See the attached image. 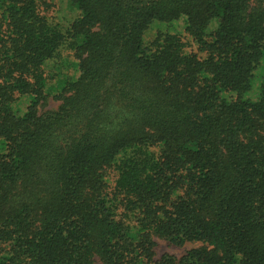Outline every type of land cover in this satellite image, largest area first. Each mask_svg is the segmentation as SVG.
<instances>
[{
    "label": "trees",
    "instance_id": "1",
    "mask_svg": "<svg viewBox=\"0 0 264 264\" xmlns=\"http://www.w3.org/2000/svg\"><path fill=\"white\" fill-rule=\"evenodd\" d=\"M66 4L0 0V264H264V0Z\"/></svg>",
    "mask_w": 264,
    "mask_h": 264
},
{
    "label": "rangeland",
    "instance_id": "2",
    "mask_svg": "<svg viewBox=\"0 0 264 264\" xmlns=\"http://www.w3.org/2000/svg\"><path fill=\"white\" fill-rule=\"evenodd\" d=\"M55 2H56V5H55L56 9H59L60 7L64 8V6L67 5L66 4L67 0H55ZM153 31H154V29H152L149 32L148 36L152 35ZM56 105H57L56 102H50L48 107L53 108ZM154 242H155L154 256L156 258L160 257L164 253H168V254H172L176 257H180L188 249L199 245V243H196V242H187V243L182 244V245H174V244H171L168 241H166L162 238H158V237H154ZM94 264H103V263L101 261H99L98 259H95Z\"/></svg>",
    "mask_w": 264,
    "mask_h": 264
}]
</instances>
